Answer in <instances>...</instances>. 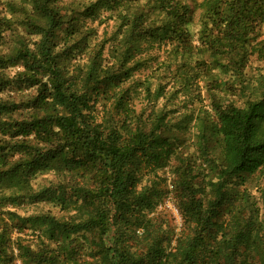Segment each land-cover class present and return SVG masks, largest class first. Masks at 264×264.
<instances>
[{
  "label": "trees",
  "instance_id": "1",
  "mask_svg": "<svg viewBox=\"0 0 264 264\" xmlns=\"http://www.w3.org/2000/svg\"><path fill=\"white\" fill-rule=\"evenodd\" d=\"M52 4L34 0L42 25L16 2L0 10V41L21 23L37 36L33 48L22 41L0 53V92L11 94L0 96V194L10 192L0 195V264H14L16 249L24 264H264V218L243 187L264 168V95L240 107L212 94L215 119L200 123V150L213 163L207 175L175 143L185 121L170 117L190 87L184 73L193 56L211 80H219L215 70H244L253 57L264 70V0H95L92 11L117 12L124 28L109 40L111 64L104 65V41L86 70L72 72L61 64L69 51L57 52L64 16ZM197 10L193 41L188 24ZM157 38L172 47L164 81L131 80ZM140 95L151 107L150 124L141 126ZM209 135L221 144L210 147ZM173 156L172 198L182 219L176 238L167 220L148 215L166 206L169 191L138 187L143 166L162 169ZM43 171L71 172L69 190H34L31 179ZM28 198L57 202L64 214L23 218L2 210ZM28 224H45L50 242L34 250L12 238Z\"/></svg>",
  "mask_w": 264,
  "mask_h": 264
},
{
  "label": "rangeland",
  "instance_id": "2",
  "mask_svg": "<svg viewBox=\"0 0 264 264\" xmlns=\"http://www.w3.org/2000/svg\"><path fill=\"white\" fill-rule=\"evenodd\" d=\"M7 2H16L18 5H23L34 19L40 17L39 24L45 23L44 16L35 9L34 0H0V10L6 12ZM51 2L60 11L63 17V26L61 30L58 31V47L57 52L63 50L69 51V56L66 59L61 60V64H65L69 72L75 71L79 68L86 70L89 63V56L94 55L96 51H99L100 44L106 41L103 48V58L104 65L111 64V50L110 39L116 38L117 31L121 29V21L118 18L117 12H111L106 9H101L97 11V7L92 11V5L95 0H51ZM52 4V5H53ZM191 9L193 8V3H190ZM91 8V11L89 10ZM126 10H124L125 12ZM99 16H96V13ZM7 16L17 17L18 15H13L8 13ZM155 14V13H154ZM39 15V16H38ZM163 15H160L159 20ZM199 11H195L191 15L190 22L188 24V31L190 33V39L196 40L197 32L199 30ZM67 27H71L72 30L67 31ZM66 34H68L66 36ZM37 40V36L34 32L30 31L26 25L19 24L15 25L12 30L4 32L3 39L0 41V53L8 54L13 52V50L19 46L20 42L24 41L27 45L33 48V42ZM169 40L155 39L152 43L153 46L150 50L145 51V55L149 60L137 71H135L134 76L131 80H153L155 84L161 80L165 74L164 64L167 62L170 54L172 55V47L167 45ZM71 46H74L73 50H69ZM146 46V45H145ZM197 56H193L189 59L190 67L184 74L187 75L189 80H186L189 84V89L187 93L182 95L180 93L177 100H175V107L178 112L170 115L173 121H185L183 128H178L173 134L176 136L177 142L180 144L179 147L182 152L190 157L191 162H196L198 166H201L203 175H207L209 168L213 166L212 158L204 157L200 150L201 144L199 143L200 135L202 134L201 122L205 121L209 124L210 121L215 119V113L211 110L212 104V94L219 96L221 101L228 102L233 101L237 106L245 107L246 103L250 99H255L263 97L264 95V70L262 71L263 62L256 61L255 57L251 58V61L247 64L244 70H236L231 67L227 69L215 70V73H219V80H211L207 75L206 71L202 70V66L196 65L195 60ZM15 70L10 71L13 74ZM214 73V72H213ZM167 74V73H166ZM168 80V77L167 79ZM222 84L218 90H215V82ZM128 85V82L126 83ZM125 85V86H127ZM179 86V84H178ZM0 96L3 98H9L11 94L8 90L0 92ZM16 94L13 93L12 97ZM142 97V98H140ZM139 99L135 100V110L138 113L143 111L140 115V120L138 124L141 126L143 122H147L148 116L151 115V107L146 105V101L143 96L140 95ZM187 98L188 103L184 107ZM165 101L161 100L159 106L165 105ZM173 104V102H172ZM169 108H172L171 106ZM206 110V111H205ZM151 122V121H150ZM147 124H150L147 122ZM136 128V125H133ZM208 132V131H207ZM221 139L212 137L209 135V145L210 147H218L221 144ZM177 162L174 156L171 159L169 166L164 168L155 167H144L140 173L142 177L141 183L138 185L139 188L142 187H153L156 186L163 191H169L168 199L165 200L166 206H158L153 212L149 213V216L159 218L155 220L157 224L161 222V219L167 220L170 227L175 230V238L179 236L182 227V219L178 209L175 204L173 196V186L172 182L174 176L171 173L170 166L175 165ZM37 177L31 179L32 186L34 190L45 186H53L59 188L60 186L67 189L68 183L71 182L72 174L71 172H59V171H43ZM210 174L211 171H210ZM211 176V175H210ZM202 177V176H200ZM251 194V199L254 203H250L249 207L252 211L259 215V218H264V168L258 171L256 174L249 176L247 178L246 184L243 186ZM69 190V189H67ZM65 191V190H64ZM59 191L60 194L64 192ZM171 192V193H170ZM10 192H5L4 194H9ZM164 194L166 192H163ZM0 194V195H4ZM57 203V202H56ZM52 202L44 200H31L28 198L26 202L22 205L13 207L8 205L3 207L4 212L14 211L23 218L27 217H42L44 215L55 216L60 218L63 216L64 212L60 211V207ZM1 211V208H0ZM249 212V210H248ZM8 219V215H5ZM166 223L161 226V229L166 228ZM16 228V227H15ZM15 231L11 234L13 239L20 238L21 244L27 245L34 250L40 249L42 244H47L49 241V236L47 235V229L45 224L40 228H33L30 224L26 228L22 229L21 232ZM14 264H24L22 258L18 256V250H14Z\"/></svg>",
  "mask_w": 264,
  "mask_h": 264
}]
</instances>
